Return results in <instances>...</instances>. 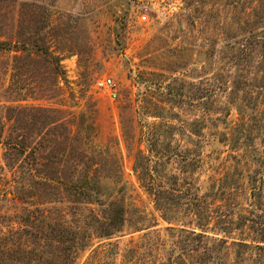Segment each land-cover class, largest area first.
Masks as SVG:
<instances>
[{
    "label": "rangeland",
    "instance_id": "1",
    "mask_svg": "<svg viewBox=\"0 0 264 264\" xmlns=\"http://www.w3.org/2000/svg\"><path fill=\"white\" fill-rule=\"evenodd\" d=\"M0 264H264V0H0Z\"/></svg>",
    "mask_w": 264,
    "mask_h": 264
},
{
    "label": "built area",
    "instance_id": "2",
    "mask_svg": "<svg viewBox=\"0 0 264 264\" xmlns=\"http://www.w3.org/2000/svg\"><path fill=\"white\" fill-rule=\"evenodd\" d=\"M143 17L146 18V15H144ZM115 86L116 84L111 77L103 78L98 81V87L108 92L109 95L114 98L118 95V91Z\"/></svg>",
    "mask_w": 264,
    "mask_h": 264
}]
</instances>
